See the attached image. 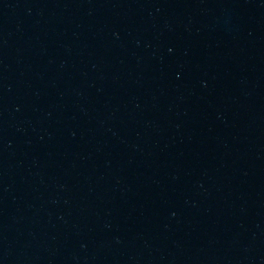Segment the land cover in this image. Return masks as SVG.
<instances>
[{
    "label": "water",
    "instance_id": "water-1",
    "mask_svg": "<svg viewBox=\"0 0 264 264\" xmlns=\"http://www.w3.org/2000/svg\"><path fill=\"white\" fill-rule=\"evenodd\" d=\"M0 264H264V198L0 17Z\"/></svg>",
    "mask_w": 264,
    "mask_h": 264
}]
</instances>
